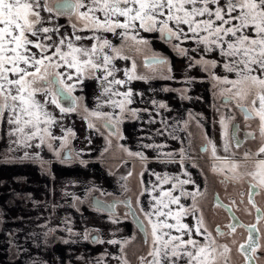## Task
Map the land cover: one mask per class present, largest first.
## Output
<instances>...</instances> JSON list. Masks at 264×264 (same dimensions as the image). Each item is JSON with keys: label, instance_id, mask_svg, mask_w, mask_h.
<instances>
[{"label": "snow or ice", "instance_id": "obj_1", "mask_svg": "<svg viewBox=\"0 0 264 264\" xmlns=\"http://www.w3.org/2000/svg\"><path fill=\"white\" fill-rule=\"evenodd\" d=\"M61 19L70 27V32L62 31L65 24L60 23ZM141 33H158L164 43L186 59L183 83L191 85L197 80L187 73L198 67L210 78L214 96L222 98L221 106L234 105L242 114L246 129L243 139L240 138V125L233 123L235 115H221L217 121L225 156L217 154V145L207 139V133H204L207 142L201 151L210 150L212 159L221 161L212 170L230 173L226 179L239 182L248 178V202L256 210V222L243 224L233 217L234 222L226 226L228 233L219 227L216 233L220 237L234 236L237 228L244 229L246 240L236 250L243 256L244 264H259L264 260V231L260 227L264 222V209L257 206L254 197L264 193V0H0V141L6 139L9 144L8 151L0 153V159L9 163L39 162L41 168L50 174L48 162L42 160L38 152L29 151L46 146L54 152L60 164L71 166L78 162L86 166L79 152L74 156L68 149L62 155L69 137L74 138L76 134L71 129L61 128L65 134L54 135L52 128L58 120L49 111V106H54L59 110L61 120L77 113L81 98L74 93L85 78L106 82L102 94L109 99L102 104L119 109L121 117L127 112L139 119L138 112L144 111L149 114L148 123H153L149 109L128 107L134 103L130 87L124 92L113 87H124L131 81L148 83L154 79H176L170 59L154 51L143 61V67L152 75L137 72L135 57L126 54L125 49L135 54L149 51L150 42ZM107 34L117 37L120 45H114ZM116 59L132 61L130 69L124 70L127 80L115 78L117 69L113 61ZM97 72L102 76H97ZM109 77L113 79L109 80ZM187 91V88L181 90L182 98L190 99ZM136 95L143 96V93L137 92ZM150 103L167 109L164 103L155 100ZM82 111L89 129L99 131L90 118L103 120L102 126L109 130V136L126 139L120 128L123 120L114 113L90 111L86 106ZM189 116L197 119L191 113ZM250 121L256 122L258 136L257 132L247 130L252 128ZM188 123V120L183 122L185 130ZM197 124L201 126L200 120ZM157 135H163V130H158ZM258 137L261 145L255 153L245 150L238 154L232 150ZM171 138L177 139L174 134ZM56 141L60 142L59 145ZM120 147L128 156L138 158L144 170H148L149 157L143 152H132L123 145ZM143 147L156 150L155 159L159 162L181 165V173L175 176L152 173L158 181L151 188L154 204L149 211L139 208L147 224L139 219L137 210L128 200L104 204L97 199V210L107 211L112 217L111 223L117 224L121 223L115 213L118 204L122 203L128 209L125 217L130 215L145 236L150 237L144 240L149 250L147 256L139 257L141 264L145 260L148 264H231L232 247L228 243H217L198 206V198L204 192L184 168L185 161L191 160L189 153L185 149L159 151L167 147L165 144H144ZM20 151H23L22 156L12 155ZM248 161L253 162L249 164ZM190 166L197 167L195 163ZM131 175L130 171L128 176ZM140 175L143 176V172ZM181 175L185 178L181 179ZM52 179H55L54 175ZM166 184H171V188L165 189ZM189 184L194 186L193 191L185 189L184 186ZM157 191L159 195L154 194ZM182 198L190 199L191 204L185 206ZM74 199L79 201L80 198ZM217 206L224 207L222 203ZM188 216L195 217L192 225L184 222ZM65 230L69 235L82 236L84 240L91 237L87 229L83 233L74 232L70 227ZM48 235L49 232L44 233L45 237ZM91 238L95 243L119 245V254L112 255V259L118 264H129L125 248L135 239L134 236L107 241ZM69 242L63 240L66 244ZM235 243L233 239L232 244ZM33 264L39 262L33 261ZM97 264L102 261L98 260Z\"/></svg>", "mask_w": 264, "mask_h": 264}, {"label": "crops", "instance_id": "obj_2", "mask_svg": "<svg viewBox=\"0 0 264 264\" xmlns=\"http://www.w3.org/2000/svg\"><path fill=\"white\" fill-rule=\"evenodd\" d=\"M60 23L65 24V29L62 31H71L63 19ZM141 35L150 39L157 50L167 52L166 46L159 41L158 36L152 33H141ZM107 36L114 45L120 42L111 34ZM126 54L129 53L126 52ZM113 63L117 69L115 78L127 80L124 70L130 69L132 61L116 59ZM172 67L175 80L154 79L148 83L131 81L124 87L113 86L114 90L120 92L130 87L133 90L134 103L128 107L149 109L153 123H148L150 117L147 112H138L139 119L131 117L127 112L121 117L119 109H113L107 103L102 104L109 97L102 94L106 82L98 79L85 78L83 84L77 86L83 94L82 96V94L74 93L81 98L77 113L66 115L61 120L59 110L49 106V111H52L58 120V124L52 128L53 134L64 135L61 128L71 129L76 134L74 138L69 137V143L62 155H65L68 149L72 150L74 156L79 152L80 159L86 162V166L78 162L71 166L62 165L58 163L54 152L49 151L46 146L40 149H29V151L38 152L41 159L48 162L50 174L41 168L39 162L9 163L0 159V262L2 264H33V261L39 264H97L98 260L102 261V264H118L115 259H112V255L119 254V245L93 244L90 238L84 240L80 235H69L65 230L69 227L77 233H83L87 229L91 235L97 234L98 239L105 241L134 236L135 239L125 248V253L129 264H141L139 257L147 256L149 248L143 243V239L132 226L129 218L125 217L121 208H118L116 216L121 223L113 224L112 217L94 209L89 198L92 195H98L100 199L108 202L128 196L132 198L138 209L143 207L145 211L151 210L154 204L151 188L153 184H158L152 173L175 176L181 173V165L157 161L156 150L144 148V144H165L167 147L160 149L161 152H178L180 149H185L191 160L185 161L184 168L191 173L196 184L201 186L197 167L190 166L195 163L193 147L202 140L206 141L204 133H207V139L213 140L214 121L221 115L225 116V109L216 105L217 100L206 73L198 67L192 68L187 75L196 77L197 80L187 85L182 82L186 59L174 57ZM216 71L219 73V69ZM137 72L152 75L138 64ZM96 75L102 76V73L97 72ZM111 79L113 77H109V80ZM185 88L188 89L186 95L190 99L182 98L181 90ZM163 89H175V91H163ZM137 92L143 93V96H137ZM152 100L166 104L167 109L152 105L150 103ZM85 106L90 111L112 112L117 118L122 119L120 128L126 139L109 136L107 129L102 126L103 120L90 118L93 119L99 131L89 129L88 120L82 118L85 115L82 111ZM190 113L197 119L190 118ZM185 120L189 121L187 130L184 129ZM197 120H200L201 126H198ZM158 130H163V135H157ZM172 134L177 139H172ZM109 140L111 143H108ZM55 143L59 145L60 142ZM121 145L132 152H143L149 157L148 170H144L138 158L128 156L120 147ZM8 148L6 139L0 141V153L7 152ZM12 155L22 156L23 151L12 153ZM47 155L52 156L53 159L52 157L47 159ZM177 160H179L178 156ZM130 171L132 175L128 176ZM141 172L143 176L140 175ZM53 175L55 179H52ZM180 178L185 177L181 175ZM184 187L187 191L194 190L191 184ZM164 188H171V184L164 185ZM145 189L148 191H144ZM154 194L159 195V192ZM74 197H79V201ZM181 202L189 206L191 200L182 198ZM184 222L192 225L195 217L188 216ZM52 229L55 231H50ZM45 232H49L47 237L44 236ZM65 239L70 242L63 243ZM197 239L202 240L201 237ZM105 253L111 255L105 256ZM150 258L148 257L149 260ZM143 264H148L147 260Z\"/></svg>", "mask_w": 264, "mask_h": 264}, {"label": "flooded vegetation", "instance_id": "obj_3", "mask_svg": "<svg viewBox=\"0 0 264 264\" xmlns=\"http://www.w3.org/2000/svg\"><path fill=\"white\" fill-rule=\"evenodd\" d=\"M152 34L158 36L159 41L164 46H166L167 52L157 50L155 46L153 45V43L150 41V39H147L150 42V50L145 53L135 54V53H131L127 48L125 49L127 53L135 57L136 63L145 70H148V69L143 67V61L147 59L148 56H150L151 52L153 51L165 55L166 57L170 59L171 63H173L174 57H180L172 50L171 45L164 43L159 38L158 33H152ZM120 43L121 41L118 44ZM75 93H77L78 95L82 94V90L80 89V91L78 90ZM215 98L217 100L216 105L221 106L223 104L222 98L218 96H215ZM223 108L225 109V116L235 115V120L233 121V123L240 125L241 127L240 138L243 139L244 131L246 129L244 127L245 122L243 120L242 114H240L239 111L234 107V105H231V104L228 107H223ZM249 123H251L252 128L247 129V130L257 132V136H258V129H257L256 122L250 121ZM207 128H209V125H207ZM206 142L207 141L205 140H202L201 142H199V144L196 147H193V152H192L193 157H194L193 161L197 165L196 169L201 178L200 189L202 192H204V195L198 198V206L203 212L205 224L208 227V231L211 232L213 237L216 238L217 243L218 244L228 243L229 246L232 247L233 251L231 254L232 255L231 264H244L243 256L236 250L238 248V245L240 243H244L246 240L247 233L244 231V229L237 228L234 236L229 235L225 237H220L216 233V228L219 227L221 231L228 233L229 229L226 226L234 222L233 217H236L237 220L243 224H252L256 222V216H257L256 210L248 202L249 191H250L249 184H248V178H244L243 180L237 182V181L226 179V176L230 175V173L225 172L224 174H221V173L214 172L212 170L213 166L220 165L221 161H216L212 159L210 150L208 152L201 151V149L206 145ZM260 145H261V140L258 137L256 140L250 139L246 141L240 148L233 147L232 150L238 154H242L245 150H251L253 153H255ZM221 153L223 156L226 155L223 151H221ZM51 157L52 156L47 155V159ZM238 158H239V155L237 156V159ZM51 159H53V157ZM252 162L253 161H248L249 164H251ZM136 187L137 188L139 187L138 182L136 183ZM93 196L94 195H92L89 198V202H92ZM127 198L128 196H126L125 198L123 197L121 199H118V200L115 199V200L125 201L127 200ZM254 199L256 201L257 206L260 207L261 209H264V193H261V195L255 196ZM131 202L134 208L137 210L138 214L143 218V216L141 215V212H139V209L134 205L132 198H131ZM218 203H222L224 207H218L217 206ZM118 208H121L124 215L126 211L128 210L122 203L118 204L116 209ZM127 218H129V216H127ZM260 227L262 231H264V222L261 223ZM148 239H150V237H148ZM233 239L236 241L235 244H232ZM143 243H144V240H143ZM262 243H264V241H262ZM145 245L148 248V245L147 244ZM259 264H264V260H261Z\"/></svg>", "mask_w": 264, "mask_h": 264}, {"label": "water", "instance_id": "obj_4", "mask_svg": "<svg viewBox=\"0 0 264 264\" xmlns=\"http://www.w3.org/2000/svg\"><path fill=\"white\" fill-rule=\"evenodd\" d=\"M103 123H104V122H103ZM107 131H109V130L107 129ZM97 199H99V200H100L101 202H103L104 204H111V203L117 201V200H115V199H112L111 201L106 202V201L100 199L97 195H94V196L92 197L91 205H92V207H93L94 209H96V210H97V205H96L95 202H96ZM127 200H128V201H131V197H128ZM131 204H132V202H131ZM132 207H133V209H135L134 206H133V204H132ZM102 212L108 214L107 211H102ZM126 212H128V210H127ZM115 213H117V210H116V209H115ZM137 215H138L139 219L143 220V218L138 214V212H137ZM129 218H130V221H131L133 227H134V228L137 230V232L141 235V237L143 238V240L148 239V237H146L145 234H144V232L141 231V230L139 229L137 223H136L135 221H133V218H132L130 215H129ZM144 223H145V222H144ZM91 237H96L97 239L99 238L97 234H92ZM91 237H90V242L93 243V244H95V242H93V240H92Z\"/></svg>", "mask_w": 264, "mask_h": 264}, {"label": "rangeland", "instance_id": "obj_5", "mask_svg": "<svg viewBox=\"0 0 264 264\" xmlns=\"http://www.w3.org/2000/svg\"><path fill=\"white\" fill-rule=\"evenodd\" d=\"M218 120L214 121V126H213V141L216 143L217 145V152L218 155L222 156V138H221V129H220V125L217 122Z\"/></svg>", "mask_w": 264, "mask_h": 264}, {"label": "trees", "instance_id": "obj_6", "mask_svg": "<svg viewBox=\"0 0 264 264\" xmlns=\"http://www.w3.org/2000/svg\"><path fill=\"white\" fill-rule=\"evenodd\" d=\"M141 215L143 216V219H144L145 223L147 224V220H145L144 215L142 213H141Z\"/></svg>", "mask_w": 264, "mask_h": 264}]
</instances>
